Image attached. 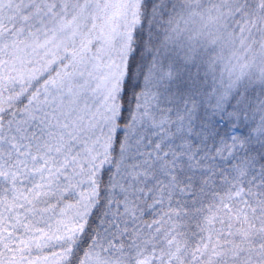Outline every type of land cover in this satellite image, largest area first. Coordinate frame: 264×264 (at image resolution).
Wrapping results in <instances>:
<instances>
[{
    "label": "snow or ice",
    "instance_id": "obj_1",
    "mask_svg": "<svg viewBox=\"0 0 264 264\" xmlns=\"http://www.w3.org/2000/svg\"><path fill=\"white\" fill-rule=\"evenodd\" d=\"M0 264H264V0H0Z\"/></svg>",
    "mask_w": 264,
    "mask_h": 264
}]
</instances>
